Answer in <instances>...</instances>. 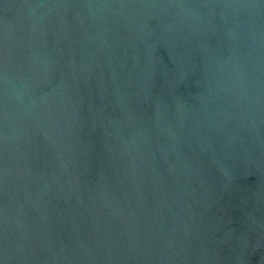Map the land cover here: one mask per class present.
<instances>
[{
    "label": "water",
    "instance_id": "obj_1",
    "mask_svg": "<svg viewBox=\"0 0 264 264\" xmlns=\"http://www.w3.org/2000/svg\"><path fill=\"white\" fill-rule=\"evenodd\" d=\"M0 264H264V0H0Z\"/></svg>",
    "mask_w": 264,
    "mask_h": 264
}]
</instances>
